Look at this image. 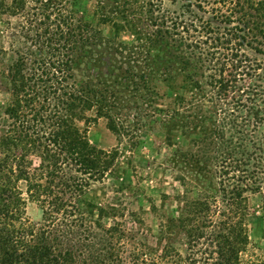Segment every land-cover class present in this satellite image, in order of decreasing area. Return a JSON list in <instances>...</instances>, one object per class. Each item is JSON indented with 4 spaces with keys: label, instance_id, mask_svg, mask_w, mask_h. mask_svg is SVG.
Instances as JSON below:
<instances>
[{
    "label": "trees",
    "instance_id": "trees-1",
    "mask_svg": "<svg viewBox=\"0 0 264 264\" xmlns=\"http://www.w3.org/2000/svg\"><path fill=\"white\" fill-rule=\"evenodd\" d=\"M237 1L235 10L245 16L244 24L230 29L238 33L233 32L229 38L214 36L218 26L212 23L217 16L211 15L200 18L198 28L204 38L199 37L195 44L184 42L192 35L179 33L175 19H168L164 13L152 15L151 0L147 1L150 8L146 10L147 20L154 29L135 31L136 43L129 46L115 37L122 27L116 0H95L89 9L86 0H35L39 6L32 12L25 11L29 0L0 2V53L6 52L2 45L6 42L14 54L8 64L0 65V94L5 91V97H0V264H154V259L168 256L164 252L165 256L156 255L150 260L146 256L151 252L142 245L125 250L122 256L109 243L108 239L115 234L124 235L123 227L116 221L119 209L99 202L90 192L88 180L99 181L108 170L114 171L118 151L93 147L77 123L86 121L85 112L93 110L94 116L103 117L108 129L117 134L131 131L141 117L163 113L166 118L163 129L174 138L169 145L183 146V139L195 133L186 105L196 108L197 103L191 104L176 93L166 107L160 108L158 99L165 94L159 92L157 83L166 84L171 90L180 80L182 86L177 88L188 87L190 98L197 101L195 95L201 90V82L192 76L206 59L196 52L202 55L206 51L216 61L212 67L215 74L207 76L213 81L208 85L216 88L215 94L220 97V91L226 95L228 89L238 88L232 69L236 71L247 60L239 59L238 48L249 46V40H254V36H249V23L255 14L250 12L264 13V0ZM191 5L189 2L188 6ZM154 9L159 12L157 7ZM6 14L19 16L24 22L13 23L1 17ZM227 21L231 22L228 17ZM107 22L114 28L112 36H104L99 27ZM189 24L193 31L199 32L194 23ZM180 27L187 32L184 24ZM251 28L256 29L253 25ZM233 38L236 42L231 44ZM199 44L215 50L211 53L203 47L200 50ZM196 48L199 50L194 51ZM105 57L110 67L103 75L93 68L98 66L94 63H102L100 58ZM82 65L85 71L80 74ZM236 74L241 75L238 71ZM240 86L244 100L251 105L236 100L237 106L252 110L255 121H259L260 109L254 101L258 93L245 83ZM124 123L128 126L124 127ZM168 153L173 165L180 162L195 176L200 173L189 165L197 162L195 153L179 147ZM20 181L25 183L28 198L39 205L41 218L37 227L23 217L25 198ZM251 183L247 189L255 190ZM242 191L241 185L227 191L223 196L226 212H219L227 215L228 220L217 226L221 231L209 229L210 245L214 243L218 249L216 264H238L235 247H245ZM182 193L188 195L184 200L188 205L175 216L167 217L162 231L171 224L180 227L188 248L191 239L200 237L206 227H212V223L206 225L203 221L210 223L208 217L219 209L214 205L211 209L207 198L199 197L201 191L197 187H184ZM99 235L107 247L82 243L89 240L88 236Z\"/></svg>",
    "mask_w": 264,
    "mask_h": 264
},
{
    "label": "rangeland",
    "instance_id": "rangeland-1",
    "mask_svg": "<svg viewBox=\"0 0 264 264\" xmlns=\"http://www.w3.org/2000/svg\"><path fill=\"white\" fill-rule=\"evenodd\" d=\"M4 1L9 2L10 0ZM34 1L29 0L26 3L25 11L32 12L37 9L36 6L39 5ZM147 1L150 2V0H116L117 9L120 12L119 22L122 25L120 31L115 34L119 42L127 43L129 46L136 43L135 39L138 35L135 31L144 32L154 29L147 20L146 10L149 8ZM94 2L95 0H86L88 9ZM189 2L193 5L188 6ZM237 2V0H151V8L152 15L164 13L168 19H175L178 22L176 29L179 33L183 36H193L184 42L195 44L194 41L199 37L204 38L203 31L198 28L201 25L200 18H207L211 15L217 16V23H212L218 26L214 36L233 37L232 33L236 31L230 28L234 25H243L245 19L242 13L235 10ZM195 3L199 5V8ZM239 6L241 7V3ZM156 7L159 12L154 9ZM250 11L247 10V12ZM250 13L255 15L249 23L251 32L249 36L252 35L255 38L249 40L250 47L238 48L239 59H247L235 69L241 75L236 74V71L232 69V76L237 79L235 83L238 88L228 89L226 95H221L223 92L220 91V97L215 94L217 90L208 85L213 81L207 76L215 74L212 67L216 61L210 58V55H206V51L202 55L196 52V55L206 59L202 62V67L192 76L193 79L201 82V90L195 95L197 101L190 98L188 87L177 88L182 84L180 80H177L176 86L171 90L165 87L166 84L157 83L159 92L162 95L165 94L162 99H158L160 102L158 107H166L172 101L170 98L176 93L183 95L191 104L197 103L196 108L186 105L188 109L186 114L192 115L191 121L195 127V133H189L187 139L180 136L184 141L183 146L179 145L180 143L169 145V142H174V138L172 140L163 129L166 120L163 113L155 114L154 117L151 115L141 117L138 124L135 123L133 129L129 130L130 132L125 130L117 134L108 129L103 117H95L93 110L85 112L88 117L86 121L77 123L84 129L86 139L93 147L104 151H113V149L118 151L114 161L116 163L114 171L108 170L99 181L88 180L90 181L88 187L91 188L90 192L99 202L119 209L116 221L123 227L124 235L115 234L114 237L108 239L109 243L118 249L119 255L125 256V250L142 245L151 252L150 256H146L150 260L156 255H164V252L168 255L162 259H154L152 261L154 264H186L187 261H190V264H216L218 249L214 247V243L210 245L212 238L209 229L215 232L221 231L217 226L228 220L227 215H221L219 212H226L223 201L226 199H223V196L232 187L241 185L243 188L241 205H244L246 213L241 218V226L244 227L247 241L245 247H235L237 263L264 264V102H261V99H264V13L262 11L258 13L251 11ZM1 17L8 18L13 23L24 22L19 16L6 14ZM227 17L230 23H227ZM107 23H101L99 27L104 36H112L114 28ZM189 23H194L199 32L193 31V26ZM166 24L169 25L168 22ZM180 24L185 25L187 32H182ZM252 25L256 29L251 28ZM174 37L178 38L175 35ZM234 41L236 42L235 38L231 39V44ZM2 45L6 52L0 53V65H5L14 58V54L6 42ZM198 47L200 50L203 47L210 53L215 50L207 45L199 44ZM197 50L199 49L196 48L194 51ZM218 50L222 53L226 52L222 48ZM100 60L102 63H94L98 66L93 69L106 73L110 67L109 60L106 57ZM84 68L85 66L82 65L78 73H84ZM243 73H249L250 76ZM243 83L249 85L250 89H253L252 92L258 93L254 101L260 109L259 121H255L252 110L246 111L245 108L237 106L235 102L237 100L238 103L251 105L250 102L244 100L245 94L242 92L243 87L240 86ZM167 84L170 85V82ZM1 89H4L3 86ZM0 97H5L4 90ZM123 125L126 127L128 123ZM177 147L183 151L195 153L199 160L189 162V165L195 167L192 169L195 172L199 169L200 173L195 176L187 166L180 162L173 165L168 152L174 151ZM253 179L254 184L251 183ZM250 183L255 190L247 189ZM24 184L23 181L19 183L22 196L25 198L23 217L37 227L40 225L41 211L39 205L28 198L24 191ZM120 184L121 187H118ZM184 187L186 189L197 187L201 191L199 197L207 198L211 209H214L213 205L215 209H219L217 213L214 212L208 217L210 223L203 221L206 225L212 223V227H206L202 230L200 237L191 239L188 248L185 247L186 237L180 227L171 224L165 232L162 231V225L167 222V217L175 216L184 205H188L187 201H184L188 195L183 196L182 193ZM91 229L101 232L96 228ZM88 237L89 240H82V243H89L92 247H107L101 235ZM166 248L172 251H167Z\"/></svg>",
    "mask_w": 264,
    "mask_h": 264
}]
</instances>
